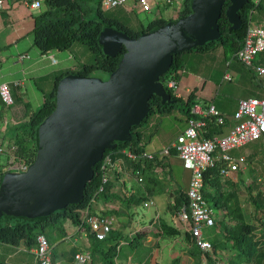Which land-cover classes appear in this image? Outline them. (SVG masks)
<instances>
[{
  "label": "trees",
  "instance_id": "obj_1",
  "mask_svg": "<svg viewBox=\"0 0 264 264\" xmlns=\"http://www.w3.org/2000/svg\"><path fill=\"white\" fill-rule=\"evenodd\" d=\"M97 3L96 14V12L94 13L95 9L91 4V0H44L42 11L34 16L33 45L41 53L68 49L75 43H82L92 52L94 59L84 61L74 69L69 68L55 75L52 87L45 94L44 101L31 112L26 120L15 125L14 144L10 148L9 158L14 156L18 160L25 161L29 166L35 160L38 152L40 125L55 110L58 84L65 75L70 73L95 75L94 71H102L107 74V79L112 71L117 68L122 52L116 55H109L104 52L99 41L101 32L106 26L125 30L132 37H137L157 25L165 24L169 20L174 19L155 18L147 24L140 23L136 28L116 16L106 15L108 10L103 9L101 0H98ZM230 4V0L225 2L222 15L219 18L221 36L218 39L210 40L194 49L175 55L171 68L161 77L175 101L164 104L160 96L153 95L150 99L151 111L149 116L152 114L170 115L175 110H180L188 118L199 117L197 113L193 112L196 103L195 93L192 92L187 99H183V97L176 94L173 88L168 86L167 81L173 78L180 82L182 69L186 65L183 55L189 51L214 50L223 45L227 61H231V57L237 59L236 53L244 43L249 23L255 20V23L264 24V0L260 3H256L255 0H248L244 7L239 10L242 18V25L239 29L232 28V23L226 13ZM192 9V0H184L177 18L189 14ZM256 10H258V16L254 19ZM27 107L30 108L29 102H27ZM149 116L144 121L148 120ZM141 124H136L132 127V133L137 136L135 140H118L115 148L106 149L103 158L94 166L95 174L91 181L88 182L84 196L76 203H70L49 215L38 218L17 217L8 214L0 216V252L7 250L6 248L9 250L12 248L11 246L17 248L20 245L31 249L36 245L37 236L45 234L53 246L52 258L56 262L55 243L58 239L68 235L65 226L57 222L63 216H69L73 225L79 231L82 229L87 231L90 238V245L87 250L91 255L88 264H119L118 258L122 255L125 244H129L133 250L143 246V240L149 235L148 229L133 232V234L126 236L127 239H122L123 233L119 230H111L108 235L102 237L98 234V231L93 230L84 221V213L87 209H90L93 214L98 213L95 210V203L92 201L94 198H96V203L99 200L106 203H114L116 200H120L130 208L132 205L145 204L146 199L153 193L156 185L161 182L157 177V172L159 170L158 166L163 164V161L157 152L155 153V158H145L143 162L141 160L134 161L120 153V150L125 147H131L137 152L147 150L146 144L141 142L143 137V132L140 129ZM223 130H225L223 125L219 124L216 119L209 118L205 136L211 137L216 133H222ZM173 153L176 152L173 150ZM109 154L114 160L123 157L124 165L112 170L107 169L108 167L105 169L104 161ZM221 166V161H216L213 166L205 171V186L203 190L204 198L208 201L210 197L215 199V204L223 209L222 214H218L216 217V225L207 233V238L213 243L214 251L212 253L205 252L196 246L191 233V224L188 223L186 224V230H184V235L188 242V252L197 259L196 264L202 263L205 258L211 260L212 264H217L218 261L222 263V258L219 256V251L222 247L232 251L226 264H264V206L261 202L263 196L260 199H255L254 195L251 194L250 198L256 204V211L254 213V221H248L243 208L238 203H232L235 193L230 192L225 195L222 190L224 186ZM7 171L9 170L0 171V183L3 174ZM112 171L117 174L118 178L124 171L130 172L133 176L143 177V183L145 181L147 186H145V190L121 194L118 191H114L117 181L114 177H111ZM106 174H109V178L104 182ZM102 186L103 189L101 190ZM186 190L187 188H183L177 191L173 199L172 204L176 212L184 204L188 205L189 198H187ZM225 208L229 209L227 214L224 213ZM101 211L106 214L115 210L102 208ZM104 213L101 215H104ZM38 226H40V229L37 230L36 227ZM181 232L182 229L178 225L171 224L164 219L161 220L157 230L154 231L158 236H177ZM77 248L74 249L73 258L76 252L82 250ZM95 256L98 257V260ZM24 260H26V257H19L16 261L23 262ZM178 262V258H176L174 264ZM0 264H5V259L1 258V256Z\"/></svg>",
  "mask_w": 264,
  "mask_h": 264
},
{
  "label": "water",
  "instance_id": "obj_2",
  "mask_svg": "<svg viewBox=\"0 0 264 264\" xmlns=\"http://www.w3.org/2000/svg\"><path fill=\"white\" fill-rule=\"evenodd\" d=\"M226 1L192 0L189 14L137 37L106 26L99 41L109 55L122 52L117 68L107 79L70 73L60 80L56 108L40 125L35 160L26 171H7L1 178L0 216L38 218L79 201L106 149L137 138L132 127L149 116L151 97L175 101L162 75L175 55L221 36ZM230 1L226 13L239 29V10L248 0Z\"/></svg>",
  "mask_w": 264,
  "mask_h": 264
},
{
  "label": "rangeland",
  "instance_id": "obj_3",
  "mask_svg": "<svg viewBox=\"0 0 264 264\" xmlns=\"http://www.w3.org/2000/svg\"><path fill=\"white\" fill-rule=\"evenodd\" d=\"M97 1L98 0H91V4L95 9L94 13L96 12L98 7ZM183 2L184 0H174L173 3L166 7V11L164 12L165 16L176 17L178 13H174L175 8L178 6V4L182 6ZM42 9L43 7L38 9H33L30 7L26 8L29 21L27 23L28 26L25 30L22 41H27L28 36L33 38L32 34L34 22L32 19V15L41 12ZM106 15L116 16L121 20H124L128 25L134 26L136 28L140 23L147 24L155 17V14L151 12H140L139 10L129 12L124 7L109 9L108 11H106ZM257 16L258 10H256L254 13V19H256ZM252 22H255V20H253ZM30 50L34 52V48L32 46L30 47ZM261 55H264V52L261 53ZM58 56L60 58V63L51 68L62 71L66 70L68 66H80L82 62L94 59V55L92 54V52L87 48V46L82 43H75L70 48L63 49L61 53H58ZM204 59H216L217 62L221 61L220 64L217 65V67L220 66L222 72H231L233 70L234 64L231 67L227 66L224 46L220 45L218 48L212 50L207 55L201 53L200 55H196L191 61H187L186 64L187 70L189 71L188 74H193V72L196 70L195 65H197V63H200V60ZM230 60L236 65H239V67L242 68L245 73L250 74L251 68H249L247 65L232 57L230 58ZM94 74L104 78L107 77V74L102 71H94ZM213 80L218 82V84L220 85L218 88L221 92L219 100L224 103V108L228 110L226 111L228 113L234 112V96H237L238 93L244 97L248 96V93L247 91H245L242 84L240 85L239 89L237 88L236 80L230 81L228 79H225L223 81L221 75L219 74L215 76ZM51 85L52 84L46 86L50 88ZM47 87H45V90L48 89ZM19 105V103H16L11 107L12 109H16L19 108ZM23 118H27V116ZM6 121L8 122L10 120L7 119ZM2 123L4 126H6L5 119H2ZM10 123H12V121H10ZM10 123L8 122V125ZM140 129L143 132L141 141L142 143H145L151 148H157L156 146L161 147L154 151L155 153H158V156H160L163 161V164L158 166L159 170L157 172V177L161 182L156 185L153 193L149 195V199L147 202L148 204L142 203L141 205H137V209L135 210L136 212L133 211V209L127 207L125 203L121 202L120 200H116L112 206L108 207V209L115 211L105 214L101 211L103 207H106L103 203H101L103 201L99 200L100 202H95L96 212L100 214L104 213V215H107L108 217L113 219L112 224L108 228H104L98 231V234L103 237L105 235H108L111 230H119L123 233L122 239H127L126 236H129L131 231H139L140 229H142V227L149 228L150 230L153 229V231L149 232V234H151L152 236V239H150L149 235L143 240V246L138 247L136 250H133L129 246V244H125L122 255L118 258L119 264H174V260L176 258H178L179 261L177 264H196L197 259L192 257L188 252V242L184 235L186 224L180 219L178 213L176 212V209L172 204L177 191L183 188L186 189L188 187L191 171L183 165L181 159L179 160L177 158L178 156H176V153L172 152L171 155L166 157H164L165 155L161 153L162 147L164 145H171L180 132L179 112L177 110L173 112L171 116L152 114L151 116H149L148 120L144 121L140 125ZM8 133L9 136H12L16 133V129L10 128L8 130ZM13 144L14 141H12L11 143H7L5 146L0 145L2 146V149L0 148V160L6 161L3 165L0 166V170H9L11 165L13 166L19 163V160L14 156L9 158L10 148L13 146ZM233 152L238 155H244L248 160L245 162L246 165H243L241 169L235 175H233V178H222L224 186L222 190L224 191L225 195L229 194L230 192L235 193L232 198V203H238L245 211L248 221L251 222L254 221V213L256 211V204L254 200L252 201L250 198L251 194L254 195L255 199H260V197L263 196V200L261 202L264 206V136L256 141L250 142L240 149H235ZM14 171L19 170L18 168H16L14 169ZM111 174V177H114L118 182L117 179L119 178L117 177V174L113 171L111 172ZM133 177L135 179H138L137 176ZM141 183L143 186L140 187L145 188V186H147V183L145 181L144 183L143 181ZM118 184H120V182L117 183L115 191L124 194L126 192L125 187L123 186L124 184L121 183L119 186ZM138 184L136 183V187ZM152 200L154 202L150 203ZM209 203L214 207L217 215L222 214L223 209L222 207H219L215 204V199L210 197ZM97 206H100V208H97ZM228 210V208H225L224 213L227 214ZM145 212H147L146 222H143L138 226H136L137 224L134 225L135 217H139V215ZM162 219L172 224L177 223V225L182 229V232L177 236L159 235L161 237H158V235L154 233V230H157L159 222H161ZM57 222L58 224H63L69 234V239L63 240L59 248H56L57 253L65 249L72 254L74 253V248L76 246H79V249L89 252L87 250V247L90 245V238L86 230L79 231L78 228L73 225V222L69 216H63L61 217V219H58ZM147 223H149V225L150 223H152V226H144ZM36 229H40V226L36 227ZM209 231L210 230H208L207 233ZM80 232L83 234V236H80ZM82 238H84V240ZM11 247L12 248H10L9 250L8 248H6L7 250L0 252L1 258L5 259V264H10L11 262L17 264H35L34 254L30 252V250L26 251L20 249L19 247ZM219 252V256L223 261L222 263L226 264L231 256L232 251H229L226 248L222 247ZM19 257H26V260H24L23 262L16 261ZM95 257L98 260V257ZM142 260L144 261L142 262ZM200 264H212V261L208 258H205L204 261H202V263Z\"/></svg>",
  "mask_w": 264,
  "mask_h": 264
},
{
  "label": "built area",
  "instance_id": "obj_4",
  "mask_svg": "<svg viewBox=\"0 0 264 264\" xmlns=\"http://www.w3.org/2000/svg\"><path fill=\"white\" fill-rule=\"evenodd\" d=\"M10 0H0V9L6 6ZM33 9L42 8L44 0H22ZM174 0H167L173 3ZM262 0H255L260 3ZM103 9L109 10L116 7H124L129 12L152 11L154 5L152 0H101ZM264 51V24L250 22L246 38L242 47L237 51L236 57L243 64L253 69L254 72L264 77V65L258 64L256 59ZM21 59L29 57L22 54ZM54 63L58 62L55 55H51ZM170 88H173L177 94L180 82L171 78L167 81ZM0 96L6 106L15 104V98L11 85L8 82L0 83ZM193 112L199 117H190L187 119V126L177 136L175 141L169 146H163L161 153L165 156L172 154L173 150L181 159L183 165L191 171L189 184L186 190L188 205L184 204L178 211L180 219L185 223L191 224V233L195 244L205 252L214 251L212 241L207 238V231L216 225L218 216L214 207L204 198L203 190L205 186V171L213 166L216 161H221V174L223 177L233 178L241 167L247 161L244 155L235 154V149H240L250 142L256 141L264 136V97L243 98L239 102L236 112L229 116L220 111L214 103H210L206 108L196 106ZM216 121L224 126L222 133H216L214 136L206 137L208 119ZM232 118V119H231ZM234 122L229 124V120ZM1 148V146H0ZM2 149V148H1ZM120 153L126 157L143 162V159L155 158V152L146 150L144 152L134 151L131 147H125ZM18 162V161H16ZM124 165V158L119 157L114 160L109 154L104 161V168L114 169ZM29 165L25 161H20L16 165H11L9 170L18 168L19 171H26ZM109 178V174L104 176V182ZM138 182L143 181V177H138ZM103 186L101 187V190ZM96 198L92 201L95 203ZM152 200L150 203H153ZM148 204V203H145ZM84 221L95 231L108 228L113 219L107 215L93 214L90 209L85 211ZM84 230V229H82ZM22 250H30L35 257V264H57L53 260V246L45 234L37 236L36 245L31 249L20 245ZM90 253L84 250L76 252L70 264H88L90 262ZM10 264H17L11 262ZM217 264H222L220 261Z\"/></svg>",
  "mask_w": 264,
  "mask_h": 264
},
{
  "label": "crops",
  "instance_id": "obj_5",
  "mask_svg": "<svg viewBox=\"0 0 264 264\" xmlns=\"http://www.w3.org/2000/svg\"><path fill=\"white\" fill-rule=\"evenodd\" d=\"M152 4L154 8L151 13L155 14V18L165 17L167 19L177 18L179 14V10L182 6L178 4L175 8L174 13H178L177 16L166 17L164 12L166 11V7L171 3H168L167 0H152ZM26 8L29 6L24 3L22 0H10L9 3L0 9V83L8 82L11 85L12 92L15 98V104L19 103V108L12 109L11 106H6L0 96V145L5 146L7 143H11L13 141V136H9L8 130L10 128H14L17 123H20L28 118L33 110H35L36 106L40 105L44 101L45 94L48 92L50 88L49 84H53L55 75L62 70H56L51 67L60 63V58L58 53L62 50H53L47 53H41L38 48L33 45V38L28 36V40L22 41L24 37L25 30L28 26L29 17L26 12ZM31 8V7H30ZM137 11V10H135ZM141 12V11H140ZM40 13V12H39ZM38 14V13H37ZM32 15L33 22L35 21L34 16ZM151 20V19H150ZM264 23V22H263ZM34 48V52L30 50V47ZM212 50L206 51H189L184 53L183 58L185 59V64L187 61H191L196 55H200L201 53L207 55ZM199 52V53H195ZM264 52V51H263ZM261 52V53H263ZM258 55L256 62L258 64L264 65V55ZM22 54H27L29 57L25 59H21ZM51 55H55L58 59L57 63L52 61ZM221 61L215 60H200V63L195 65V71L193 74H188L187 64L182 69V75L180 79V86L177 91V95L183 97V99H187L189 95L194 92L195 93V106H201L206 108L210 103H214L217 108L223 113L231 116L238 109L239 102L243 98L248 97H264V77L254 72V70L250 69V74H247L243 71L239 65H236L232 61H227V66H233V70L230 72H222L221 67H217ZM79 65L68 66L69 68H76ZM252 70V71H251ZM221 75L223 81L228 79L230 81H237V88H240V85L244 87L245 91H247L248 96L244 97L241 94H237L234 96V112H226L224 107V103L219 100V96L221 95L219 84L214 79L215 76ZM214 81V82H213ZM47 85V86H46ZM45 87L48 89L45 90ZM17 101V102H16ZM27 102L30 104V108L27 107ZM11 107V108H10ZM177 111V110H175ZM174 111V112H175ZM179 118H180V132L187 126L188 116L185 115L182 111L178 110ZM173 114V113H172ZM167 115V116H171ZM27 116V118H23ZM2 119H5L6 126L3 125ZM8 121L10 124L8 125ZM232 119V118H231ZM229 120V124L226 127V130L229 128L234 120ZM178 134V135H179ZM175 141V140H174ZM173 141V142H174ZM165 146V145H164ZM2 147V146H1ZM157 148H151L146 145V148L151 151H155L160 146H156ZM177 156V155H176ZM4 158V157H2ZM179 160L180 158L177 157ZM6 161L0 160V166L3 165ZM1 171V170H0ZM130 176V177H129ZM120 184H124L125 193L129 192H138L139 190H145L142 183H139L137 179L133 177L130 172L124 171L121 173L120 178L118 179ZM117 182V183H118ZM136 183L138 184L136 187ZM118 184V186L120 185ZM139 186V187H138ZM127 187V188H126ZM114 187V191H115ZM149 199V198H148ZM146 199V203L148 202ZM102 201V200H100ZM99 201V202H100ZM107 208L112 206L113 203L101 202ZM96 208V203L94 204ZM137 205H132L130 209L135 211L137 209ZM103 207V208H106ZM100 208V206H97ZM106 208V209H107ZM136 212V211H135ZM147 212L139 215V217H135L134 225L142 224L146 222ZM160 223V222H159ZM152 223H150L151 225ZM172 224V223H171ZM149 223L144 226H150ZM174 225L177 226V223ZM152 226V225H151ZM157 227V226H156ZM132 229V226H131ZM148 232L153 231L149 228ZM140 229V230H142ZM155 231V230H154ZM134 231L130 232V235L133 234ZM86 235V234H84ZM150 239H152L151 234ZM148 235V236H149ZM80 236L83 234L80 232ZM147 236V237H148ZM161 237V236H158ZM69 234L63 237L62 239H58L55 243V247L58 249L63 240H68ZM84 240V238H82ZM79 246H76L77 248ZM74 248V249H75ZM57 264H70L73 260V253L68 252L63 249L59 253H57L56 257ZM131 259V258H130Z\"/></svg>",
  "mask_w": 264,
  "mask_h": 264
}]
</instances>
